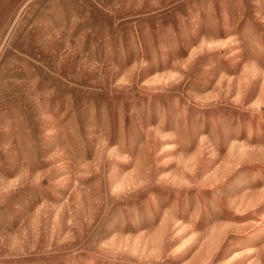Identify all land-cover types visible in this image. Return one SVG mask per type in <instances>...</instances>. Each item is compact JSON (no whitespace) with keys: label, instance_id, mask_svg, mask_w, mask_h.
<instances>
[{"label":"rangeland","instance_id":"obj_1","mask_svg":"<svg viewBox=\"0 0 264 264\" xmlns=\"http://www.w3.org/2000/svg\"><path fill=\"white\" fill-rule=\"evenodd\" d=\"M0 264H264V0H0Z\"/></svg>","mask_w":264,"mask_h":264}]
</instances>
